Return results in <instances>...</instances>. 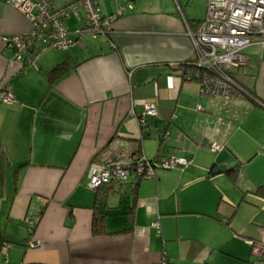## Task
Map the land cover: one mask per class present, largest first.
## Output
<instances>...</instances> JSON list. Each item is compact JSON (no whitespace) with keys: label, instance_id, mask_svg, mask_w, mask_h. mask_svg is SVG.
<instances>
[{"label":"crops","instance_id":"obj_1","mask_svg":"<svg viewBox=\"0 0 264 264\" xmlns=\"http://www.w3.org/2000/svg\"><path fill=\"white\" fill-rule=\"evenodd\" d=\"M130 2L134 10L121 11L123 2L101 0L103 14L116 15L113 32L92 39L93 48L77 36L73 48L43 53L38 70L0 44V90L17 96L13 104L0 101V257L6 245L9 257L0 264L257 260L249 240L264 227V58L258 63L248 51L235 75L249 96H206L200 78H190L200 69L189 35L206 17L183 8L138 11L137 0ZM31 29L10 0H0V37ZM63 61L67 70L52 79ZM148 102L158 117L145 135L139 118ZM217 143L224 148L212 153ZM134 150L192 164L87 189L99 153ZM220 165L227 170L216 174ZM156 221L161 235L151 227Z\"/></svg>","mask_w":264,"mask_h":264},{"label":"built area","instance_id":"obj_2","mask_svg":"<svg viewBox=\"0 0 264 264\" xmlns=\"http://www.w3.org/2000/svg\"><path fill=\"white\" fill-rule=\"evenodd\" d=\"M101 0H10L32 25L27 34L1 36L0 44L11 50L17 61H25L35 66L39 56L49 49L69 50L77 40L71 36L90 35L94 40L107 37L113 32L116 15L105 16L100 5ZM123 2L122 11H133L130 0ZM207 16L196 33H189L199 52L195 62L200 70L190 76L200 78L204 95L209 97L238 98L250 94L238 83L235 74L229 69H241L248 64L246 50L251 47H264V0H209ZM71 21L77 28H71ZM226 68L224 70L223 68ZM0 101L13 104L17 102L12 89L0 90ZM158 117V107L148 102L139 118L143 134L149 132V120ZM169 133L161 138L166 141ZM222 144L210 147L212 153L223 150ZM191 159L171 158L149 160L143 153L128 151L116 156L112 151H103L91 162L87 172V189L99 191L111 187L115 182L123 183L130 177L152 179L157 169L171 170L177 167H189ZM34 225V223H33ZM161 235L159 221L151 223ZM253 253L257 256L254 264H264V228L259 229L257 239L249 240ZM35 246V244H31ZM0 263L4 257L8 262L7 245L3 248ZM157 264H171L166 255Z\"/></svg>","mask_w":264,"mask_h":264},{"label":"rangeland","instance_id":"obj_3","mask_svg":"<svg viewBox=\"0 0 264 264\" xmlns=\"http://www.w3.org/2000/svg\"><path fill=\"white\" fill-rule=\"evenodd\" d=\"M207 2L208 0H137L136 4H137L138 11H161V9H165V10L176 11L178 13V11L181 8H183V10H186V13L189 14L190 17L203 20L206 17ZM71 37L75 40H77L78 38L76 36H71ZM92 39L93 38L90 35H88V36L83 37L82 41L84 44L90 45L91 47V44L94 43ZM98 42H103V40L100 39L98 40ZM95 43L97 44V42ZM248 51L254 56L256 62L258 63L260 60L259 57L264 58L263 56L264 47L261 49L259 47H251L246 50V53ZM61 53L63 52L59 50H50V51H47V53L45 54L46 56L51 57V56H56ZM251 66L252 65H250V67ZM223 69L226 70L225 67ZM226 71L229 73L235 74V75H237L239 72V70L237 69H229ZM31 244H35V243H31Z\"/></svg>","mask_w":264,"mask_h":264},{"label":"trees","instance_id":"obj_4","mask_svg":"<svg viewBox=\"0 0 264 264\" xmlns=\"http://www.w3.org/2000/svg\"><path fill=\"white\" fill-rule=\"evenodd\" d=\"M50 50H56V49H49V50H46L45 52H43V53H46L47 51H50ZM57 50H60V49H57ZM60 51H65V50H60ZM42 53V54H43ZM41 54V55H42ZM40 55V56H41ZM39 56V57H40ZM39 59V58H38ZM38 59H37V61H38ZM37 63L38 62H36V65L35 66H29L27 63H25V66L26 67H28L29 68V70H33V69H35V70H38V65H37ZM67 61H63V62H61V63H59L58 65H56V67H54L53 68V70L51 71V73H50V75H51V77H52V79L54 78V77H58V75H62L66 70H67ZM13 90V89H12ZM14 91V90H13ZM15 92V91H14ZM251 92V91H250ZM252 93V92H251ZM228 174L229 175H234V173H233V171L232 170H230V171H228ZM97 225H99V223L101 224V221L102 220H98V218H97Z\"/></svg>","mask_w":264,"mask_h":264},{"label":"water","instance_id":"obj_5","mask_svg":"<svg viewBox=\"0 0 264 264\" xmlns=\"http://www.w3.org/2000/svg\"><path fill=\"white\" fill-rule=\"evenodd\" d=\"M234 165V164H233ZM232 165V166H233ZM225 170H227V167L225 165H220V166H217L215 169H214V172L217 174V173H221V172H224ZM260 228H264V227H259Z\"/></svg>","mask_w":264,"mask_h":264}]
</instances>
